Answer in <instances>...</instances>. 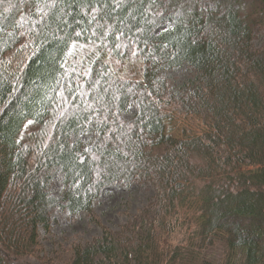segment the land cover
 <instances>
[{"label":"trees","instance_id":"16d2710c","mask_svg":"<svg viewBox=\"0 0 264 264\" xmlns=\"http://www.w3.org/2000/svg\"><path fill=\"white\" fill-rule=\"evenodd\" d=\"M89 46L144 61L145 79L75 63ZM186 65L211 126L180 138L164 73ZM0 158V264H264V0H0ZM144 181L157 195L137 240L40 256L57 211Z\"/></svg>","mask_w":264,"mask_h":264},{"label":"rangeland","instance_id":"374dc122","mask_svg":"<svg viewBox=\"0 0 264 264\" xmlns=\"http://www.w3.org/2000/svg\"><path fill=\"white\" fill-rule=\"evenodd\" d=\"M169 26H165L167 30ZM258 40L255 45L261 47L262 42ZM77 50V49H76ZM94 47L78 48V57L75 63L81 64L85 60L89 63L97 59L108 62L113 72L127 80L141 81L145 79V63L122 61L113 57L110 53H100ZM89 58H87V57ZM171 89L177 94L178 101L174 108L168 110L171 115L170 130L177 137L187 138L202 134L211 126L207 119L192 114L189 102L195 84L203 78V73L186 65L182 68L168 70L164 73ZM186 100V101H185ZM137 110L128 111L125 116L129 121H133ZM38 129L37 126L30 125L24 140L32 139V134ZM30 134L29 138L27 135ZM95 139L89 140L93 143ZM1 160V158H0ZM52 191L64 197L68 188L64 183L61 173L56 174L52 179L47 180ZM156 191L150 182H139L132 186H115L107 189L96 201L95 210L92 213L74 215L66 210H59L54 214V221L51 231L42 229L41 238L38 244L40 256L48 259L60 258L65 249L89 246L100 239L105 238L108 233L119 237L122 241L134 239L137 236L135 226L142 220L151 204L156 201ZM187 218V215H183ZM49 260V259H48ZM35 264H40L35 258L31 260Z\"/></svg>","mask_w":264,"mask_h":264}]
</instances>
